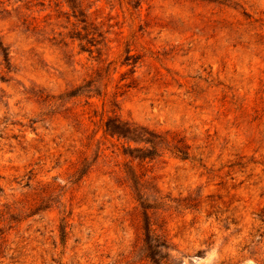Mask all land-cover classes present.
Listing matches in <instances>:
<instances>
[{
  "label": "rangeland",
  "instance_id": "rangeland-1",
  "mask_svg": "<svg viewBox=\"0 0 264 264\" xmlns=\"http://www.w3.org/2000/svg\"><path fill=\"white\" fill-rule=\"evenodd\" d=\"M0 264H264V0H0Z\"/></svg>",
  "mask_w": 264,
  "mask_h": 264
},
{
  "label": "trees",
  "instance_id": "trees-1",
  "mask_svg": "<svg viewBox=\"0 0 264 264\" xmlns=\"http://www.w3.org/2000/svg\"><path fill=\"white\" fill-rule=\"evenodd\" d=\"M73 16V15H72ZM88 34V33H87ZM105 126L108 128L110 126H114L115 128H118L116 127L115 125H113V123H111L110 120H107L105 122ZM127 174L130 176V177H136V178H139V176H135V173L133 170H130L127 172ZM126 175V173H125ZM150 225L148 223H146V225H144V231H145V235L147 236V238H151L155 244H153V246H156V247H162L164 248L165 247V240L163 239V236L161 235V233H157L155 231V229L153 228H150L149 227ZM149 247V246H148ZM151 247V246H150ZM152 262L155 263V260H153L152 257H150Z\"/></svg>",
  "mask_w": 264,
  "mask_h": 264
}]
</instances>
